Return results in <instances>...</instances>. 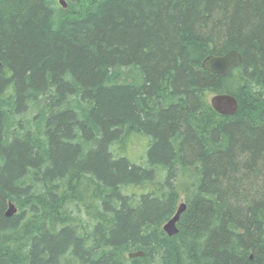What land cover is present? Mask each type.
Listing matches in <instances>:
<instances>
[{
	"label": "trees",
	"instance_id": "obj_1",
	"mask_svg": "<svg viewBox=\"0 0 264 264\" xmlns=\"http://www.w3.org/2000/svg\"><path fill=\"white\" fill-rule=\"evenodd\" d=\"M66 2L0 0V264H264V0Z\"/></svg>",
	"mask_w": 264,
	"mask_h": 264
},
{
	"label": "water",
	"instance_id": "obj_2",
	"mask_svg": "<svg viewBox=\"0 0 264 264\" xmlns=\"http://www.w3.org/2000/svg\"><path fill=\"white\" fill-rule=\"evenodd\" d=\"M62 7H67L66 0H58ZM242 62V55L236 49L228 50L222 54H209L205 56L201 62L203 69L210 71L214 74L227 75L232 69L236 68ZM209 103L211 107L222 115H233L238 109V101L236 97L227 92L214 93L209 97ZM186 204L181 201L174 214L165 221L162 225V229L168 236L177 234L178 227L177 222L181 213L185 210ZM17 212V207L14 203L9 202L6 209V216H12ZM129 258L143 257L145 252L143 250H135L128 252Z\"/></svg>",
	"mask_w": 264,
	"mask_h": 264
},
{
	"label": "rangeland",
	"instance_id": "obj_3",
	"mask_svg": "<svg viewBox=\"0 0 264 264\" xmlns=\"http://www.w3.org/2000/svg\"><path fill=\"white\" fill-rule=\"evenodd\" d=\"M138 159H139V158H138ZM139 160H141V158H140Z\"/></svg>",
	"mask_w": 264,
	"mask_h": 264
}]
</instances>
